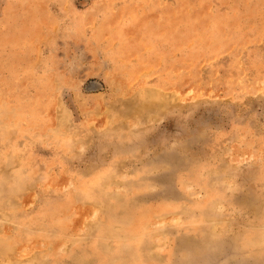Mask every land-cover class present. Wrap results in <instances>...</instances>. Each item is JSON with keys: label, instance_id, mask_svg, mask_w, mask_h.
<instances>
[{"label": "rangeland", "instance_id": "374dc122", "mask_svg": "<svg viewBox=\"0 0 264 264\" xmlns=\"http://www.w3.org/2000/svg\"><path fill=\"white\" fill-rule=\"evenodd\" d=\"M0 264H264V0H0Z\"/></svg>", "mask_w": 264, "mask_h": 264}, {"label": "bare ground", "instance_id": "6f19581e", "mask_svg": "<svg viewBox=\"0 0 264 264\" xmlns=\"http://www.w3.org/2000/svg\"><path fill=\"white\" fill-rule=\"evenodd\" d=\"M116 89V88H115ZM10 165V164H9Z\"/></svg>", "mask_w": 264, "mask_h": 264}]
</instances>
